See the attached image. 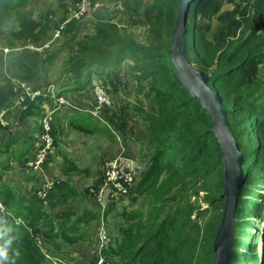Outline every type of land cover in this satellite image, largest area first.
Masks as SVG:
<instances>
[{"label": "trees", "instance_id": "trees-1", "mask_svg": "<svg viewBox=\"0 0 264 264\" xmlns=\"http://www.w3.org/2000/svg\"><path fill=\"white\" fill-rule=\"evenodd\" d=\"M81 1H70L65 15L55 20L50 9L34 15L29 0H0V36L12 18L15 22L6 39L8 51L3 48L0 53V113L15 108L21 82L43 93L34 98L25 95L21 117L37 115L42 120L40 111L50 94L46 86L52 84L45 81L60 57L59 79L64 76V80L58 96L72 95L95 82L109 93L117 91L119 71L128 61L154 97L149 109L136 107L152 156L130 197L133 202L142 199L146 207L115 211V219L125 223L110 232L100 250V264H212L224 207L223 153L208 130L213 125L210 113L180 81L169 52L178 0H89L92 8L100 4L91 10L89 31L83 19L66 21L68 11ZM111 3L117 6L114 10L105 8ZM227 4L232 7L225 8ZM120 14L124 24L115 20ZM130 24L144 27L142 37ZM186 27L187 58L212 74L209 84L220 94L244 154L245 181L237 201L231 264H257L258 259L264 264V236L260 232L262 256L256 257L254 230L264 232L259 224L264 217V0H193ZM54 30L60 36L51 41ZM99 120L104 122L87 111L77 120L70 118V124L92 135L100 130ZM4 130L0 122V135ZM51 133L58 145L54 129ZM15 141L11 137L0 143V154L14 157ZM27 152L16 151L21 157ZM64 160L66 174L89 172L67 155ZM3 176L0 166L5 212L0 216V264H45L44 244L48 252L78 244L86 238L83 227L99 217V211L89 206L80 212L61 208L72 199L88 198V187L82 194L66 180L54 181L47 208L36 191L18 196L15 186L2 184ZM246 233L253 239H245ZM97 259L96 253L89 264H97Z\"/></svg>", "mask_w": 264, "mask_h": 264}, {"label": "rangeland", "instance_id": "rangeland-1", "mask_svg": "<svg viewBox=\"0 0 264 264\" xmlns=\"http://www.w3.org/2000/svg\"><path fill=\"white\" fill-rule=\"evenodd\" d=\"M70 1L72 0H29L28 8L34 10V15L50 9L54 11L53 18L58 20L65 15L71 3ZM146 2L148 3L149 0H146ZM107 7L114 10L117 6L111 3V5L105 6V8ZM226 7H232V5L227 4ZM68 12L69 16L70 11ZM86 14L87 11L82 17L85 16L83 20L86 22V31H89L91 29L92 14L91 12ZM115 20L120 24L125 23L124 16L121 14ZM130 26H132L131 30L142 37L144 27L131 24ZM14 28L15 22L12 18L9 24L5 26V34L0 36V53L3 48H6V39ZM55 34L56 30L52 32L51 39L56 38ZM61 59L62 57L54 64L45 81H50L52 87L50 89V85L46 86L50 94L40 111L43 114L42 120L38 119L37 115L22 118L21 113L24 109L22 107H15L2 116V118H6L4 120L6 130H4L5 133L0 135V143L4 145L7 139L16 137V141L11 146V150H14L16 155L13 157L9 153L0 154V166L4 171L2 184L9 188L15 186L14 189L18 196L35 191L37 193L41 187H44L45 180L48 177L55 179V181L66 180L82 194L85 188L88 187V198L72 199L61 205L62 209H74L75 212L82 211L85 206L93 207L99 211V217L83 227V230L86 229V238L78 245H64L63 250L61 247V251L48 252L45 248H48L46 244L43 248L48 256L60 257L68 264H89L90 256L92 259L96 254L94 252L95 242L99 244L102 232L104 231L107 237H111L110 232L115 231L119 224L123 225L125 223V221L115 219V211H119L124 207L128 210L146 207V203L142 199L133 202L128 193L118 194L102 204L92 192V189H98L103 183L104 176L102 175L106 161L118 154L123 155L127 167H129L124 172H129L134 166H136L135 170L138 171L144 165H147L146 163L152 156V150L147 143L145 127L136 107L149 109L153 105L154 97L150 87L137 80L136 74L139 73L129 67L130 63L128 61L123 63L119 71L121 82L117 91L109 93L105 87L103 88L95 82L93 86L89 85L85 90L74 92L73 97L66 92L58 96L61 90L60 85L64 80V76L59 79ZM112 76L114 77L115 74ZM99 92H102L105 97L103 104L99 102ZM76 111L79 114H75ZM87 111L97 112V116L104 118V122L100 120L96 122L100 130L92 135L76 131L70 124V118L77 120V117H80L82 113H87ZM35 113L37 114L38 110ZM119 116H122L120 120ZM121 124L122 129L118 127ZM40 128L42 131H40ZM53 129L58 139V145H56L55 138L51 133ZM47 134L49 138L46 136ZM22 149L28 151L27 155L23 157L17 155ZM65 155L73 158L80 167L89 168V172L75 175L66 174L63 171ZM8 163L9 167H7ZM255 192L256 190H254V194ZM203 203L206 204V202ZM48 204L49 200L46 205L44 204L45 207L48 208ZM3 207L4 204L1 201L0 209ZM6 210L8 209L6 208ZM3 212L0 211V216H4ZM259 224L262 228L264 227V217L260 219ZM246 230L249 231L250 229L246 227ZM254 230H257L258 233L256 257H259L262 256L263 249L261 244L263 237L261 238L259 234L261 232L264 236V232L257 227H254ZM244 238L253 239L247 233ZM76 248H78V251H75ZM83 251H86L87 254H83ZM81 254L85 256V259ZM260 262L261 260L258 259L257 264H260ZM245 263L250 264L251 262ZM45 264L54 263L48 259Z\"/></svg>", "mask_w": 264, "mask_h": 264}, {"label": "water", "instance_id": "water-1", "mask_svg": "<svg viewBox=\"0 0 264 264\" xmlns=\"http://www.w3.org/2000/svg\"><path fill=\"white\" fill-rule=\"evenodd\" d=\"M193 0H178L173 39L169 52L178 78L193 98H198L203 108L211 115L213 125L208 129L214 133L223 156V186L220 197L224 199L221 219L213 243L212 264H231L234 250V227L239 190L244 184L242 167L244 154L227 120V110L222 98L209 84L212 74L192 64L186 55V20Z\"/></svg>", "mask_w": 264, "mask_h": 264}, {"label": "built area", "instance_id": "built-area-1", "mask_svg": "<svg viewBox=\"0 0 264 264\" xmlns=\"http://www.w3.org/2000/svg\"><path fill=\"white\" fill-rule=\"evenodd\" d=\"M100 4L97 3L93 8L91 6V3L89 0H82L79 4L76 5L75 8H72L70 10V15L66 21L71 19V17H75L79 20L83 19L82 17L84 13L87 11V14L91 12L92 9H95L98 7ZM86 14V15H87ZM61 26H64L62 24ZM56 38L59 37V31L56 30L55 34ZM54 39H51L53 41ZM50 41V42H51ZM49 43L46 44V46ZM5 52L8 51V48L4 49ZM51 85L49 88L51 89ZM16 89L18 90L17 94V103L15 107H21L23 105V101L25 98V95L31 96L32 98L39 96L40 94H43L41 90H33L29 85L26 83H17ZM30 90V91H29ZM49 91V90H48ZM98 99L101 104L105 102V97L102 92H99L98 94ZM8 112L7 111H2L0 113V122L4 125V120L6 118H2L3 114ZM94 115L97 116V112L91 111ZM5 126V125H4ZM49 138V135H46ZM115 157V156H114ZM112 157L108 159L105 163L104 166V180L103 183L98 187V189H92V192L96 195L98 200L104 204L105 201L115 197L118 194L121 193H128L130 196V190L134 187L136 184V181L138 177L140 176L142 169L136 171L135 167L131 169L129 172H124V170H128L129 167H127V162L126 159L123 157V155H117L115 158ZM112 159V160H111ZM136 165V164H135ZM54 181L55 179L52 178H47L44 183V187H41L37 195L39 198L43 200V203L46 205L48 200H49V191L51 188L54 186ZM1 202V201H0ZM0 211H4V207L0 209ZM5 214V212H3ZM110 237H107L105 232L103 231L100 237V242L99 244L97 243L96 249L98 252V259H97V264H100L103 261V257L100 254L101 248L106 244V242L109 240ZM43 252L46 254V256L51 260L52 263L54 264H68L66 261L61 259L60 257H54V256H48L46 250L43 248Z\"/></svg>", "mask_w": 264, "mask_h": 264}, {"label": "crops", "instance_id": "crops-1", "mask_svg": "<svg viewBox=\"0 0 264 264\" xmlns=\"http://www.w3.org/2000/svg\"><path fill=\"white\" fill-rule=\"evenodd\" d=\"M3 133H5V131L3 132ZM78 245V244H77ZM62 250H63V246H62ZM61 251V250H60ZM75 251H78V248H76V250ZM95 252V251H94ZM87 254V252L86 251H83V254ZM83 254H81V256L85 259V256L83 255ZM90 259H91V256H90ZM90 259L88 260V263H89V261H90ZM74 260H76L75 258H74ZM81 263V262H80Z\"/></svg>", "mask_w": 264, "mask_h": 264}, {"label": "clouds", "instance_id": "clouds-1", "mask_svg": "<svg viewBox=\"0 0 264 264\" xmlns=\"http://www.w3.org/2000/svg\"><path fill=\"white\" fill-rule=\"evenodd\" d=\"M145 166V165H144ZM245 175V174H244ZM254 190H256L255 188H254ZM254 195V193L252 194V196ZM1 201V200H0ZM110 237V236H109ZM263 242V241H262ZM262 242H261V244H262ZM96 244H95V246H94V251L98 254V252H97V249H96V245H97V242H95ZM54 257H56V256H54ZM49 259V258H48Z\"/></svg>", "mask_w": 264, "mask_h": 264}, {"label": "bare ground", "instance_id": "bare-ground-1", "mask_svg": "<svg viewBox=\"0 0 264 264\" xmlns=\"http://www.w3.org/2000/svg\"><path fill=\"white\" fill-rule=\"evenodd\" d=\"M262 255V254H261Z\"/></svg>", "mask_w": 264, "mask_h": 264}]
</instances>
